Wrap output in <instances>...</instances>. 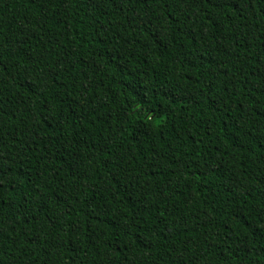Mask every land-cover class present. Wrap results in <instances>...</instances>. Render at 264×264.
<instances>
[{
  "label": "trees",
  "instance_id": "trees-1",
  "mask_svg": "<svg viewBox=\"0 0 264 264\" xmlns=\"http://www.w3.org/2000/svg\"><path fill=\"white\" fill-rule=\"evenodd\" d=\"M0 264H264V0H0Z\"/></svg>",
  "mask_w": 264,
  "mask_h": 264
}]
</instances>
